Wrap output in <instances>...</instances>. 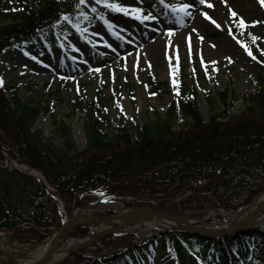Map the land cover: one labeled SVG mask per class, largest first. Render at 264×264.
<instances>
[{"label":"trees","instance_id":"16d2710c","mask_svg":"<svg viewBox=\"0 0 264 264\" xmlns=\"http://www.w3.org/2000/svg\"><path fill=\"white\" fill-rule=\"evenodd\" d=\"M69 2L0 0V22H10L0 24V54L25 42L33 44L69 7L73 25L84 10ZM39 41L35 45L38 55L43 46L52 44L43 38ZM261 61L258 78L263 90L250 97V105L240 116L220 121L219 116L203 117L193 92L187 102L171 105L167 117H156L132 135L121 112L118 127L108 132L107 111L92 104L85 112L83 150L76 147L65 121L52 122L51 139L32 130L41 108L22 101L18 89L0 84V231L26 224L27 233L39 241L49 228H60L62 212L54 196L69 212L105 196L133 198L122 201L131 206L145 198L168 200L178 192L191 193L186 200L189 208L236 211L249 204L264 191L262 57ZM161 87L158 84L153 90ZM177 111L187 122L184 130H173ZM4 155L9 162L40 171L51 191L33 176L6 169ZM88 233L79 227L73 234L84 237ZM124 238L110 248L116 251L85 258L84 264H153L154 259L159 264H264V232L258 230L215 238L170 232L140 245L131 235Z\"/></svg>","mask_w":264,"mask_h":264},{"label":"rangeland","instance_id":"374dc122","mask_svg":"<svg viewBox=\"0 0 264 264\" xmlns=\"http://www.w3.org/2000/svg\"><path fill=\"white\" fill-rule=\"evenodd\" d=\"M69 1L71 6L78 3V0ZM117 2L129 8L141 7L145 15L151 12L156 19L141 23L131 16L112 13L102 5H96L94 0H86L80 8L87 13L89 20L80 16L75 19V23L88 29L87 32L77 33L75 28H70L69 21L60 20L42 37H37L33 44L9 47L1 52L0 84L18 89L22 101L26 100L41 108L42 114L33 124L32 130L40 131L44 138H52L54 120L65 121L69 124L76 147L83 150L86 145L85 112L92 104L101 105L107 111L108 132L118 127V112H121L134 135L137 129L144 124H151L156 117H167L171 105L187 102L193 92L198 112L205 118L219 116L220 121L225 117L240 116L250 105V97L263 90L258 77L263 70L261 57L264 59L261 51L264 50V6L259 0H208L213 5L211 8L194 0H164V4H191L188 9L191 16L172 13L158 0ZM93 6L97 8L95 13L91 11ZM69 8L62 12L71 20ZM232 11L237 16H232ZM202 12H207L220 27L201 15ZM100 13H104L116 25L113 31L122 39L108 32L99 19ZM240 18L244 19L247 27L238 26ZM8 23V20L0 22L1 25ZM85 37L91 43H86ZM253 37L257 39L253 40ZM40 38L51 40L52 44L57 43L44 48L40 59H32L37 56L35 45L40 42ZM105 41L112 47H107ZM242 44L251 49L256 59L248 55ZM158 84L162 87L153 90ZM186 123L177 111L173 130H184ZM3 159L5 168L12 170L19 167L23 171H33L44 179L40 171L14 161L9 162L5 155ZM188 195L189 192H178L168 200L145 198L140 200L141 204L131 206L122 201L107 202H118L130 210L167 212L198 225L201 222L227 223L219 215L220 211L187 207ZM94 202L98 200L91 203ZM86 205L77 206L69 212L62 203L60 227L75 211ZM226 212L237 213L239 210ZM115 214L117 212L106 208L97 211L95 216L109 219ZM134 224L126 223L114 233L98 239L95 242H100L97 248L92 247L95 243L90 244L57 264H84L85 258L99 257L105 251H116L110 248L123 241L125 235L133 236L137 240L135 243L140 245L159 232L150 231L142 223ZM84 226L89 230L88 225ZM79 227L83 226L74 227L69 236L82 239L94 234L93 228L84 237L78 236L79 230L78 234H73ZM27 228L22 226L0 233L6 234L11 244H37L57 230L50 228L44 238L36 241L27 233ZM153 263L159 264L158 259H154Z\"/></svg>","mask_w":264,"mask_h":264},{"label":"bare ground","instance_id":"6f19581e","mask_svg":"<svg viewBox=\"0 0 264 264\" xmlns=\"http://www.w3.org/2000/svg\"><path fill=\"white\" fill-rule=\"evenodd\" d=\"M106 208L117 212V214L110 219H100L95 216L97 211ZM253 209L256 211L254 216L250 218V212ZM219 215L224 217L227 223L224 225L212 223L207 226L208 228L222 229L234 225H243L247 222L257 223L260 227L264 228V193L257 196L247 210L237 213L221 211ZM135 222L145 224L150 231L171 229L177 225L164 216L148 218L144 210H127L120 204L102 201L95 205L87 206L84 209L77 210L73 217L65 220L60 231L53 230L51 236L38 245L11 244L6 234L0 233V264H38L44 259H50L48 264L60 261L65 255L66 249H73L83 242V240L69 237L73 225L76 224L88 225L94 229V234H101L108 230L115 231L120 224H134Z\"/></svg>","mask_w":264,"mask_h":264},{"label":"snow or ice","instance_id":"6c2138e0","mask_svg":"<svg viewBox=\"0 0 264 264\" xmlns=\"http://www.w3.org/2000/svg\"><path fill=\"white\" fill-rule=\"evenodd\" d=\"M94 2L96 5H102L105 9L109 10L112 13H122L125 16H131L134 20L140 21L141 23H143L146 20H155L156 19V16L152 15L151 12H149L148 14L145 15L144 9L141 7L129 8V7L123 6L121 3L117 2V0H94ZM158 2L160 4H164V0H158ZM194 2H198L201 5L206 4L207 7H209V8L213 7V5L210 2H208V0H194ZM259 2L261 3L262 6H264V0H259ZM85 3H86V0H78V3L75 5V7L77 9H79L80 6L84 5ZM164 6L166 8H170L172 13H183L184 16H191L192 15V13L188 11V9L192 5L188 4V3L164 4ZM91 11L93 13H95V12H97V8L95 6H93L91 8ZM231 14H232V16H237V13L235 11H232ZM79 15L81 17H83L84 20H89L87 13L81 11V12H79ZM201 15H203L206 19L211 20V22L213 24H215L217 27H220V25L217 24V22L214 19H212L208 15L207 12H202ZM99 19L103 22L104 27L107 28L108 32L111 35L117 37L118 39H122V37H119V34L117 32L113 31V29L116 27V25H114L112 21L107 19L105 17L104 13H100ZM178 19H182V18H178ZM60 20L71 22L70 18L67 14H61ZM60 20H57L56 23L59 24ZM72 26H73V28H75L77 33H85L88 31V29H86V28H81L79 23H75ZM238 26L241 28L247 27V24L243 18L239 19ZM193 31H196V30L193 29ZM94 34H98V33H94ZM169 34H171V33H169ZM84 39H85L86 43H91V41L87 40L86 37ZM200 39H203V38L201 37ZM256 39H257V37H253V40H256ZM105 45L107 47H112V45L108 44L106 41H105ZM214 46L215 45H213V47ZM242 47H244V50L248 53L249 56H252L253 59H256V57L253 55L251 49H249L247 45L242 44ZM261 51H262V53H264V50H261ZM25 54L27 55L28 53H25ZM32 59H36V58L32 57ZM73 59H75V57H73ZM96 71H99V69H96Z\"/></svg>","mask_w":264,"mask_h":264},{"label":"water","instance_id":"95a60500","mask_svg":"<svg viewBox=\"0 0 264 264\" xmlns=\"http://www.w3.org/2000/svg\"><path fill=\"white\" fill-rule=\"evenodd\" d=\"M15 169L18 170L17 168H15ZM36 177L38 179H40L38 176H36ZM259 195H261V194H259ZM115 198L119 199V200H131L130 198H126V197H123V196H116ZM96 203H98V202L91 203V204H89L87 206L95 205ZM252 204H253V202L250 205L242 208L239 212L249 209ZM84 208H86V206H84V207H82L80 209H84ZM135 210H144L145 214H146V217H153V216H164V217H167L169 220L175 222L179 226L178 228H171V229H166V230H163V231H159V233H162V232H165V231H175V232H184V233H196V234L206 235V236H209V237H216V236H226V235H229L231 233H235V232H238V231H244V230H263L264 231V229L262 227H260L257 223H252V222H247V223H245L243 225H234V226L227 227V228H222V229H219V228L215 229V228H206V227H203V226L200 227V226L192 225L190 223L185 222L180 217H177L175 215H171V214H168V213H164V212H159V211H155V210H151V209H135ZM255 211L256 210L253 209L250 212V216H249L250 218H252V216H254ZM71 217H73V214L71 215ZM263 220H264V218H263ZM137 223L138 222H136V224ZM136 224H134V225H136ZM76 225H73L72 229ZM124 226H125V224H120L117 227L116 230H118V228L124 227ZM62 227L60 229H57L56 231H60L62 229ZM112 233H114V230H108V231L103 232L101 234H94V235H92V236H90V237H88L86 239H83V242L81 244H79L78 246H76L75 248L66 249L65 250V255L62 257V259L60 261L65 259L68 255H71V254L75 253L76 251H80L83 248H85L86 246L95 243L101 237H103L105 235H108V234H112ZM48 238H46L45 240H47ZM45 240H43L41 243H43ZM41 243H39V244H41ZM49 260L50 259H44L41 262H39L38 264H48ZM60 261H58V262H60ZM58 262H55V263H52V264H57Z\"/></svg>","mask_w":264,"mask_h":264}]
</instances>
